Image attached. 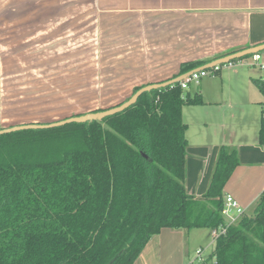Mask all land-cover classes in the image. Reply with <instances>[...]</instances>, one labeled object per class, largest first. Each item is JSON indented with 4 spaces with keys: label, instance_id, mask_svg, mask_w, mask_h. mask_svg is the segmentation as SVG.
<instances>
[{
    "label": "trees",
    "instance_id": "16d2710c",
    "mask_svg": "<svg viewBox=\"0 0 264 264\" xmlns=\"http://www.w3.org/2000/svg\"><path fill=\"white\" fill-rule=\"evenodd\" d=\"M208 62L184 61L176 76ZM184 90L152 89L101 120L0 133V264H133L162 228L221 227L237 151L221 145L205 193H187L182 108L203 99ZM209 262L264 264L263 197L214 239Z\"/></svg>",
    "mask_w": 264,
    "mask_h": 264
},
{
    "label": "crops",
    "instance_id": "0c3cea01",
    "mask_svg": "<svg viewBox=\"0 0 264 264\" xmlns=\"http://www.w3.org/2000/svg\"><path fill=\"white\" fill-rule=\"evenodd\" d=\"M84 30L104 67L120 69L127 93H132L135 86L173 78L184 61L210 62L263 44L264 0H0V125L19 122L17 114L4 106L1 89L7 69L18 66L19 57L13 55L23 52L33 60V52L51 46L52 35L72 33L74 49L80 52ZM262 73L240 62L222 64L217 73H210L219 77L218 85L203 82L201 94L196 93L203 103L182 108L187 193L200 198L220 146L235 147L238 164L224 184L223 196H233L243 215L264 198V146L258 144ZM206 94L220 97L215 102L220 110L205 107L214 103ZM194 229L162 228L133 264H188L196 249L205 252L212 247L211 252V230L212 239L202 243Z\"/></svg>",
    "mask_w": 264,
    "mask_h": 264
},
{
    "label": "rangeland",
    "instance_id": "374dc122",
    "mask_svg": "<svg viewBox=\"0 0 264 264\" xmlns=\"http://www.w3.org/2000/svg\"><path fill=\"white\" fill-rule=\"evenodd\" d=\"M87 24L84 23V26ZM74 38L73 33L52 35L50 50L47 47L45 51L33 52L34 59L29 61L26 53H11L14 58L19 57L18 66L10 65L7 69L8 79L1 84V89L4 106L17 114L14 116L19 122L14 125L49 123L98 108L106 109L131 94L127 93L120 69H108L101 63V54L92 49L91 36L86 30L80 52L74 49ZM116 71L117 74L113 75ZM218 80V76L207 74L199 80V85L190 83L184 93L190 96L201 94L200 85L203 82L214 86L216 81L218 85ZM204 97L214 102L205 107L213 111L221 109L215 103L220 101L218 95L211 97L206 94ZM8 126L1 124L0 129ZM252 213L247 211V216ZM194 231L199 232L202 243L212 239L208 228H195ZM211 248L203 252V255H208Z\"/></svg>",
    "mask_w": 264,
    "mask_h": 264
},
{
    "label": "water",
    "instance_id": "95a60500",
    "mask_svg": "<svg viewBox=\"0 0 264 264\" xmlns=\"http://www.w3.org/2000/svg\"><path fill=\"white\" fill-rule=\"evenodd\" d=\"M256 52H264V43L260 45L252 46V47H247L245 49L227 54L223 57H219L217 59H214L213 61H210L209 63L196 67L190 71L182 73L166 81L142 85L118 105H114L112 107L99 110V111H91V112L84 113V114H78L75 116L66 117V118H63V119H60L54 122H49V123H26V124L12 125V126L2 128L0 130V133H7V132L17 131V130H22V129L50 128V127L64 125L70 122L81 123V122H90L92 120H101L108 115H112L114 113L120 112L123 109L129 107L130 105L134 104L137 98L144 92H148L152 89H158V88L165 87L167 85H170L176 82H180L183 79H185L192 71H198L201 69H209L215 65H222L232 60L239 59V58H242L244 56H247V55H250Z\"/></svg>",
    "mask_w": 264,
    "mask_h": 264
},
{
    "label": "built area",
    "instance_id": "2783aa9c",
    "mask_svg": "<svg viewBox=\"0 0 264 264\" xmlns=\"http://www.w3.org/2000/svg\"><path fill=\"white\" fill-rule=\"evenodd\" d=\"M240 62L243 65L249 67H256L263 73L259 76V80L264 82V52H256L248 56H244L239 59L232 60L227 64L231 65ZM220 65H215L209 69H201L198 71H192L185 79L180 81V86L182 89H186L190 83L198 84L199 80L210 73H215L219 69ZM261 118L264 119V102L261 105ZM243 208L237 202V200L231 195L224 196V205L222 208V216L224 218V224L218 229H213L211 234L215 239L219 234L226 231L227 226L236 223L239 217L243 214ZM203 249L198 248L195 250V256L188 262V264H202L206 260V256L203 255ZM213 264H216L213 262Z\"/></svg>",
    "mask_w": 264,
    "mask_h": 264
}]
</instances>
